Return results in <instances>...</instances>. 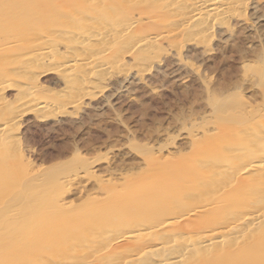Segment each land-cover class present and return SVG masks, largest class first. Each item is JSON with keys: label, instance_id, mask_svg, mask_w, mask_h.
<instances>
[{"label": "rangeland", "instance_id": "1", "mask_svg": "<svg viewBox=\"0 0 264 264\" xmlns=\"http://www.w3.org/2000/svg\"><path fill=\"white\" fill-rule=\"evenodd\" d=\"M18 1L0 0V264H98V257L117 253V263L131 264L135 252H123L124 243L142 253L155 242L152 234L137 235L140 228L154 233L169 218L172 223L159 229L164 236L191 230L203 235L241 209L221 206L219 196L234 184L243 166L240 154L260 152L264 0H237L225 17H208L202 33L172 24L178 12L163 7L166 0H102L116 25L112 44L105 45L108 54L99 57H111L110 64L78 82H67L50 53L38 63L34 53L47 50L30 46L44 37L45 47L54 44L63 53L66 24L94 23L104 11L93 0H24L16 6ZM134 35L150 38L138 49ZM127 36L134 37L130 44ZM22 96L32 99L25 103ZM241 135L247 136L238 146ZM213 166L220 172L207 175ZM204 206L211 209V224L201 221ZM259 224L246 236V259L236 264H264V221ZM54 229L83 234L30 256L41 231L47 237ZM17 245L21 251L13 258L7 247ZM209 251L193 264H211Z\"/></svg>", "mask_w": 264, "mask_h": 264}, {"label": "bare ground", "instance_id": "2", "mask_svg": "<svg viewBox=\"0 0 264 264\" xmlns=\"http://www.w3.org/2000/svg\"><path fill=\"white\" fill-rule=\"evenodd\" d=\"M23 1L24 0H19L15 5L20 6L22 4L21 2H23ZM31 1L33 3H35V0H31ZM84 1H86V0H84ZM100 1L101 2H98L97 0H93L92 2L97 7V9H100L99 12H102L101 14H103V11H104L105 16L103 15V17H101L100 19L97 18L98 21L96 19L93 20L94 23L96 21L95 24L92 22H89L91 24L85 23L83 25L81 23V25H83L81 27L79 26V24L77 25V23H76L77 26L73 25V27H70L69 24H66L67 26L69 25L67 27V26H65V23L63 22L64 25L63 24L62 25H63V27L65 26L66 28H68L67 32L69 34L67 37V41H65V43L67 42L66 43L67 46L65 44V46H66L65 48L68 47L67 49H65V52L63 51V53H60V54L57 53L58 50L56 51V49H52L54 44L51 45V49L48 48L49 46L45 47V45L48 44V43H46L47 40H44V37H37L35 39V42H33V46L32 45L30 46V48L32 47L31 50L32 49L38 50V51H40L42 49L47 50L46 52H42V51L39 53L33 52L34 55L36 54V56H37V57L36 56H34V57L37 59L38 63L41 64V62H39V61L44 56H47L48 53L54 55V57L58 60L57 63L59 62V66H57V67H59L60 70L65 72V75H66L67 80H68L67 82H70L69 80H74L71 82H76L77 79L79 81H81V78L87 77V75H90L95 70H99V69L103 68L104 65L106 66V64H110V62L109 63L107 62L108 59L107 60L104 59L106 61H102V60H99V57L102 55L108 54L109 50L107 53H105L106 52L105 45L108 46V45L112 44V40L114 37L113 33L115 32V31L113 32V30H116L115 29L116 27L113 28V26L115 25L114 21L112 22L114 24L111 25L112 23L109 21L110 19H108V17H109L108 14H110V12L108 11L109 6L106 5V2H104L102 0H100ZM123 1L124 0H121V2H123ZM32 2L30 4L24 5V6H26V7L33 6ZM80 2L81 1H79V3H77V4H78L79 8L83 9V7H85L84 4L86 2H84V3L83 2L80 3ZM159 2L161 4L162 1H159ZM234 2L236 4L237 0H166L165 4L163 3L165 6L163 4H162V6L168 8L170 10H173V12L174 11L178 12V15L176 16L177 18H176V20L174 19L175 22L173 21L172 24L179 23L181 26H184L187 28L194 27L195 30L202 33V31L204 32V30L206 29L207 21L209 18L219 19V18L225 17L224 14H225L226 10L230 6H232V4ZM28 3H29V0H28ZM46 3L48 5V2H46ZM239 3L240 2H238V4ZM87 4H86V6H88ZM97 4H99L100 6ZM62 5H64V4H62ZM22 6H23V4H22ZM66 6L67 5H65L63 7L68 9V7H66ZM9 7L10 6H8L7 8L9 9ZM63 7H61V8L64 11ZM70 7H72V9L76 8L73 6H70ZM89 7H91V6H89ZM16 9H18V8H16ZM22 9H23V7H22ZM22 9L21 10L19 9L16 11L21 12ZM67 9H65L66 14H67V12H68V15L71 14L72 12L70 11L71 13H69V11ZM87 9L88 8L85 7L83 10H85V12L87 13V11H88ZM93 9H95V8L93 7ZM168 9H166V10H168ZM231 9H229V10H231ZM4 10H5V8H4ZM49 10L52 12L51 9H49ZM1 12H3V11H1ZM7 12H5V13L7 14ZM23 12H21V13H23ZM28 12H30L29 9H28ZM79 12L80 11L78 10V12H76V14ZM169 12H171V11H169ZM177 12H175V13H177ZM175 13H172V14L175 15ZM83 14H84V11H83ZM85 14H84V16H85ZM101 14L99 13L100 16H102ZM8 15H10L9 12H8ZM59 15H61V14H59ZM79 16L81 17V15H79ZM57 17H59L58 14H57ZM82 18H84V17H82ZM87 18L86 19L84 18V19L87 20ZM109 18H111V14H110ZM64 19H63V21H64ZM84 19L80 18V20H84ZM88 19H90V18H88ZM169 21L170 20H168L167 23H170ZM217 21L219 22V20H217ZM80 22L81 21H79V23ZM209 23H211V20ZM122 24H124V23H122ZM134 25L135 24L133 23L132 26H134ZM208 26H209V24H208ZM210 26H212V25H210ZM20 27H23V26H20ZM65 27H64V29H65ZM40 28H42V27H40ZM58 29H59V27H58ZM119 29H121V28H119ZM123 30H124V28H123ZM206 30H208V29H206ZM65 31H66V29H65ZM191 31H193V30H191ZM62 32H64V31H62ZM116 32H120V30L116 31ZM199 32H197V33H199ZM115 34H117V33H115ZM129 34L133 35V33H130V32H129ZM57 35H58V33H57ZM60 35H61V33H60ZM60 35L58 36V38L59 37L62 38L66 34L65 35L63 34V36H60ZM117 35H119V33ZM131 36H129V37L127 36L129 38V42L126 41V43L128 42L130 44V38H132ZM136 37L137 36H135V40L132 41V43L134 44V46L136 45L137 48L138 47H144V45H146V42H148V39L150 38V37H147L148 39H145V38H142V36L137 37V38ZM63 39L65 40V38H63ZM64 40H62V41H64ZM54 42H57V41H55V39H54L53 43ZM122 43H124V41ZM150 43L151 42H149V44ZM95 44L97 46L102 45V48L97 47ZM133 44H132V46H133ZM149 44H147V45H149ZM85 45L88 46L87 49H86ZM108 48H109V46H108ZM33 53H31V54H33ZM34 57H32L31 59H33ZM110 58H109V60H110ZM108 67H109V65H108ZM108 67L107 68L104 67V68L107 70ZM104 68L101 71H105ZM64 89H66V88H64ZM23 92H25V89ZM30 99H32V98H30ZM30 99L27 96L21 97L22 102H25V103L29 102ZM35 103H36V101H35ZM32 104H34V103H32ZM1 105H3V104H1ZM20 105H22V104H20ZM36 106H37V104H36ZM4 108H3V110H4ZM12 117H14V116H12ZM7 118H9V120H11L9 116ZM229 130H231V129H229ZM255 131H256V129H255ZM240 133H241V131H239V134ZM257 133L259 134V131H257ZM243 136H247V135H243ZM243 136L240 137L239 139H237L236 144L238 146H240L242 144L243 139H245ZM257 141H258V144H260V152L258 154H249L248 152L244 153V154L243 153L240 154V158H238V160H242L243 166H241L240 169L238 170V172H237L238 176L237 177L235 176L236 177L234 180L235 182L232 185V187H230L228 189V191H226L225 193H222L219 196V198L224 201L223 203H225V204H221V206L241 205L242 206L241 209H239L236 212H233L231 215L225 214V221L211 225L209 233L203 234V235L202 234L196 235L195 233H191V232H193L191 230V232L186 231V232H181V233L176 234V235H173L172 233H170L172 235H170V236L168 235L166 237L159 232V229L160 230L164 229V227H168L172 223L169 218H165L164 220H162L160 223V226L159 227L157 226L158 228L154 233L152 231H150L147 226L140 228L139 232H137V235L141 234L142 236H150V234H152L154 236L155 242L150 244V245L148 244V246H146V247H142V250H143L142 253L137 252V249H136V251L134 250L135 248H137V245L135 246L134 243H132V242H131V244L124 243L123 244L124 248H121L123 250V252L126 251V253H127V251H130L127 254L135 252L134 255H136V257L132 258V260L130 261V262H132L131 264H193V262L197 261V259L199 261H201L200 259H202V256L204 255V251H207V250H210L209 255L212 256L211 264H228V262L226 261V258H227L226 256H228V257L231 256V260H232L231 264H236L238 262H241V259H246V236H249L253 232H255L257 230V227L260 225L259 223L264 221V133H262L257 138ZM236 144H234V148L238 150V147L236 146ZM237 155H239V154H237ZM209 170L210 171L206 172L207 175H211V174H215V173L220 172V168L217 166H213ZM194 171H192V172H194ZM193 177H196V176L194 174H192L191 178L193 179ZM202 184H204V183H202ZM202 187L205 188V186H203V185H202ZM217 190H218V188H217ZM142 200L145 201V204H149L147 200H151V197H146L145 199H142ZM245 200H246V202H245ZM221 206H218V207H221ZM218 207H216V208H218ZM210 212H211V209H208L205 206L202 207L201 210L199 211V214L202 213V215H203L201 221L208 223V224H211V222L209 221L210 220L209 218L211 217L212 213H210ZM226 220H228V221H226ZM79 231H80V229L76 230L75 232L73 230L68 235L67 232L64 233V232L57 231V230L55 231V229H54V232H51L47 237H45V233H43V231H41V233L43 234L42 235L43 238L36 244L37 247L34 249V251L27 252V253H29L30 256H32V257L35 256L34 258H36V257H38V255L40 253H42L45 250V245H49L50 248L56 249V247H58L60 245V243L64 244L63 242H65L66 240H70V241H72L74 239L78 240V238H80L79 235L83 234L82 231H80V232ZM76 232H79L80 234H75ZM131 233H133V232H131ZM176 233H178V232H176ZM35 234L37 235L38 233H35ZM133 235L135 236V233H133L132 236ZM125 236L126 237H124V239L128 238L127 240L130 241V238L132 236L130 238L127 237L128 235H126V234H125ZM119 237L120 236H117L113 239L115 240ZM138 239H141V238H138ZM28 240H31V238ZM28 240H26V241L28 242ZM127 240L125 239L124 241H127ZM238 242H241V244H240L241 247L237 251H234V249H232V248ZM18 246H20V245H17L15 247L14 246L7 247V250H8L7 254H9V255L12 254V256L14 258L15 254H19V252L21 251L20 247H18ZM128 246H130V247L128 248ZM121 249H120V252L122 251ZM115 251H117V250H115ZM113 253H115V252H113ZM126 253H125V255H126ZM23 254H25V253H23ZM134 255H133V257H134ZM122 257H125V256H122ZM4 258H5V255H4ZM119 258H120V255H119V253H117V254H114V258L113 257L110 258L107 256L106 257L100 256L97 258V260L95 262H97L98 264H105L109 260L114 264V263H117ZM213 258H216V261H212ZM121 259H124V258H121ZM29 261H30V259H29ZM29 261H23V262H26L24 264H28V263H30ZM23 262H22V264H23ZM111 262H109V263H111ZM121 263H122V261H121ZM208 263H210V262H208ZM12 264H15V263H12ZM19 264H21V263L19 262ZM117 264H119V263H117Z\"/></svg>", "mask_w": 264, "mask_h": 264}]
</instances>
